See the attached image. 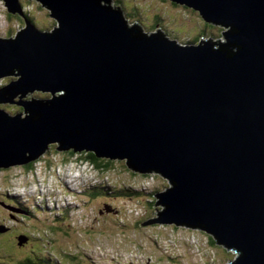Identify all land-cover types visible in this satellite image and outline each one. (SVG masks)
<instances>
[{
	"label": "water",
	"instance_id": "1",
	"mask_svg": "<svg viewBox=\"0 0 264 264\" xmlns=\"http://www.w3.org/2000/svg\"><path fill=\"white\" fill-rule=\"evenodd\" d=\"M3 1L27 25L0 37V79L16 77L0 88V168L52 144L126 161L170 184L141 226L201 229L237 253L229 264H264V0H171L226 29L187 44L114 0H35L50 31Z\"/></svg>",
	"mask_w": 264,
	"mask_h": 264
},
{
	"label": "rangeland",
	"instance_id": "2",
	"mask_svg": "<svg viewBox=\"0 0 264 264\" xmlns=\"http://www.w3.org/2000/svg\"><path fill=\"white\" fill-rule=\"evenodd\" d=\"M118 1L122 4H114L122 6L129 24L137 22L148 33L161 29L180 43L199 34V41L221 39L226 31L171 0ZM22 3L38 28L54 29L57 21L47 8L35 0ZM26 25L0 0L1 38L15 37ZM15 78L0 79V88ZM58 147L52 144L32 166L0 168V226L10 227L0 235V264L42 255L59 264H229L237 258L201 229L169 223L141 226L158 218L156 192L170 186L163 176L135 172L123 160H113L110 169L98 167L87 154ZM126 187L142 194L116 199ZM22 236L28 242L21 246Z\"/></svg>",
	"mask_w": 264,
	"mask_h": 264
},
{
	"label": "trees",
	"instance_id": "3",
	"mask_svg": "<svg viewBox=\"0 0 264 264\" xmlns=\"http://www.w3.org/2000/svg\"><path fill=\"white\" fill-rule=\"evenodd\" d=\"M117 2L119 4H122V1H118ZM26 18H28V20H30L31 22H33L32 18L30 17V14L28 12H26ZM34 23V22H33ZM209 26H212L210 24H207ZM166 34V33H165ZM175 37H178L177 34L174 35ZM199 36H195L194 38H191V41H187L188 43H197L199 41ZM187 42H184L182 44H187ZM45 95H48V94H44L43 97ZM34 97H36V95L33 94ZM39 98V97H38ZM46 98V97H45ZM71 154H77V153H81V154H87V157L89 158L90 161H93L97 164V166L99 167L100 165L103 167V168H106V169H110L112 164L114 163L113 160L111 159H105V158H98L94 153L92 152H86V151H83V152H75L73 150L69 151ZM87 157H85L87 159ZM34 163H29L28 166H32ZM108 193V191H105ZM157 194L159 192H156ZM142 192H140L139 190H136V189H133L131 187H126L125 189H122L120 191H117V198H120V197H132V196H137V195H141ZM9 198H12L13 200H16L13 196L11 195H7ZM158 201V200H157ZM155 202V200L153 201ZM20 204V203H18ZM154 204V203H153ZM23 209H25L26 211H29L30 213H32L28 208H24L22 206ZM0 234H3V233H0ZM212 237V236H211ZM213 238V242L216 244V240L214 237ZM5 264V263H4ZM8 264V263H7ZM19 264H59L57 260L53 259L50 255H42V256H35V257H32V256H27L26 258H23Z\"/></svg>",
	"mask_w": 264,
	"mask_h": 264
},
{
	"label": "clouds",
	"instance_id": "4",
	"mask_svg": "<svg viewBox=\"0 0 264 264\" xmlns=\"http://www.w3.org/2000/svg\"><path fill=\"white\" fill-rule=\"evenodd\" d=\"M24 11H25V8H24ZM25 13H26V11H25Z\"/></svg>",
	"mask_w": 264,
	"mask_h": 264
},
{
	"label": "bare ground",
	"instance_id": "5",
	"mask_svg": "<svg viewBox=\"0 0 264 264\" xmlns=\"http://www.w3.org/2000/svg\"><path fill=\"white\" fill-rule=\"evenodd\" d=\"M89 178V177H88ZM45 192V191H44Z\"/></svg>",
	"mask_w": 264,
	"mask_h": 264
},
{
	"label": "flooded vegetation",
	"instance_id": "6",
	"mask_svg": "<svg viewBox=\"0 0 264 264\" xmlns=\"http://www.w3.org/2000/svg\"><path fill=\"white\" fill-rule=\"evenodd\" d=\"M0 235H2V234H0Z\"/></svg>",
	"mask_w": 264,
	"mask_h": 264
}]
</instances>
